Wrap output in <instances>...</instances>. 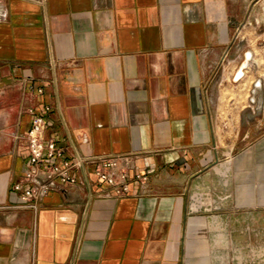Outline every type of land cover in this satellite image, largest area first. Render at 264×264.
I'll return each mask as SVG.
<instances>
[{
    "label": "crops",
    "instance_id": "obj_1",
    "mask_svg": "<svg viewBox=\"0 0 264 264\" xmlns=\"http://www.w3.org/2000/svg\"><path fill=\"white\" fill-rule=\"evenodd\" d=\"M247 0H0V264H240L261 217L229 167L209 83ZM43 94L29 98L28 85ZM44 107L49 111L44 112ZM80 154H128V195L93 172L22 207L31 116ZM239 151V150H237ZM239 154L242 151L238 152Z\"/></svg>",
    "mask_w": 264,
    "mask_h": 264
},
{
    "label": "rangeland",
    "instance_id": "obj_2",
    "mask_svg": "<svg viewBox=\"0 0 264 264\" xmlns=\"http://www.w3.org/2000/svg\"><path fill=\"white\" fill-rule=\"evenodd\" d=\"M247 7L246 19L235 31L228 57L218 64L210 80L208 96L220 141L234 149L229 167L244 166V173L238 176L261 185L255 204L261 217L247 219L255 230L256 249L247 248L239 262L264 264V0H247ZM247 53L251 59L243 69L242 80L234 81ZM258 83L260 87L255 88Z\"/></svg>",
    "mask_w": 264,
    "mask_h": 264
},
{
    "label": "built area",
    "instance_id": "obj_3",
    "mask_svg": "<svg viewBox=\"0 0 264 264\" xmlns=\"http://www.w3.org/2000/svg\"><path fill=\"white\" fill-rule=\"evenodd\" d=\"M230 49L231 46L223 53L220 62L226 60ZM259 87V83L255 85V88ZM42 94V87L30 84L25 95L32 98ZM47 111H49V107H44V112ZM27 112L31 116L29 130L24 137V149L28 153V164L23 179L13 185V190L21 193L22 207H28L36 212L42 200L50 192L51 185L55 182L68 188L82 186V179L73 176V171L90 169L96 179L107 186V190L101 195L103 198H123L128 195L133 180L139 182L146 180V177L140 174L130 175L131 155H83L76 150L59 147L54 139L45 136L48 125L44 116L36 113L32 108Z\"/></svg>",
    "mask_w": 264,
    "mask_h": 264
},
{
    "label": "bare ground",
    "instance_id": "obj_4",
    "mask_svg": "<svg viewBox=\"0 0 264 264\" xmlns=\"http://www.w3.org/2000/svg\"><path fill=\"white\" fill-rule=\"evenodd\" d=\"M250 53H247L246 55H245V62L243 63V65L241 66V68L239 69V71L237 72V74H236V78H235V80H240L241 78H242V76L244 75V72H243V69H245V66L247 65V61L249 60V59H251L250 58ZM249 58V59H248ZM242 80V79H241Z\"/></svg>",
    "mask_w": 264,
    "mask_h": 264
}]
</instances>
